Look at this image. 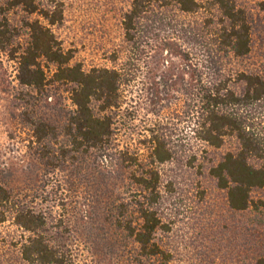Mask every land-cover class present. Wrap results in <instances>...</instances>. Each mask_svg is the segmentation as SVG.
I'll return each instance as SVG.
<instances>
[{"label": "trees", "instance_id": "trees-1", "mask_svg": "<svg viewBox=\"0 0 264 264\" xmlns=\"http://www.w3.org/2000/svg\"><path fill=\"white\" fill-rule=\"evenodd\" d=\"M63 7V0H0V121L17 151L10 156L7 145L0 154V222L9 218L28 233L20 245L25 264H71L74 257L46 238L45 212L16 190V169L33 159L54 177L52 201L62 207L67 193L58 178L72 189L86 156L98 158L94 167L122 169L125 192L102 214L124 241L120 264L174 262L162 219L165 193L174 189L162 179L165 163L193 167L197 155L234 139L219 159H205L208 174L230 211L263 205L251 194L264 193V74L225 67L227 56L251 52L242 8L233 0H130L111 66L84 69L53 30ZM166 108L175 113L163 115ZM140 111L143 124L120 142V128L129 129ZM245 233L246 249H256L253 263L264 264V233L257 241Z\"/></svg>", "mask_w": 264, "mask_h": 264}, {"label": "rangeland", "instance_id": "rangeland-1", "mask_svg": "<svg viewBox=\"0 0 264 264\" xmlns=\"http://www.w3.org/2000/svg\"><path fill=\"white\" fill-rule=\"evenodd\" d=\"M129 1L63 0V19L53 30L63 48L71 52L73 62L84 69L111 66L109 54L122 47L120 18ZM233 1L247 15L251 52L240 60L227 56L225 67L243 69L247 66L264 74V0ZM174 113L169 108L163 111V115L168 116ZM138 114L139 117L127 125L129 129L120 128V142H127L131 128L137 131L143 124L140 121L142 112ZM126 116L129 117L128 112ZM8 141L0 121V154L7 151L8 145L10 156H16L15 143ZM235 145L234 139H228L218 149L208 148L206 154L197 155L193 167L178 163H165L160 167L162 179L165 183L172 182L174 188L165 193L167 198L162 204V219L169 227L165 242L174 254L172 264H254L256 249H246L249 245L245 242L248 237L245 229H250L252 234L249 236L254 241L259 233H264V193L253 191L251 194L254 201L263 202L258 209L234 213L228 208L225 191L219 189L208 174L207 160L219 159ZM97 160L92 154L81 161L83 170L76 178H70L72 189H69L68 181H62L59 176L67 193L64 207L53 203L54 177L44 175L36 159L23 163L22 168L15 171L16 190L21 193V200L35 210L45 212L44 235L52 244L72 250L71 264H120L123 250H126L122 249L124 241L113 236L102 217L104 204L124 191L123 171L94 167L93 161ZM27 236L28 233L9 218L0 222V264H25L20 256V245Z\"/></svg>", "mask_w": 264, "mask_h": 264}]
</instances>
